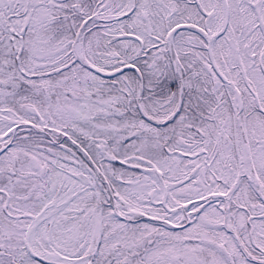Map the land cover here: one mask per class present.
Instances as JSON below:
<instances>
[{"label": "snow or ice", "instance_id": "snow-or-ice-1", "mask_svg": "<svg viewBox=\"0 0 264 264\" xmlns=\"http://www.w3.org/2000/svg\"><path fill=\"white\" fill-rule=\"evenodd\" d=\"M0 264H264V0H0Z\"/></svg>", "mask_w": 264, "mask_h": 264}]
</instances>
